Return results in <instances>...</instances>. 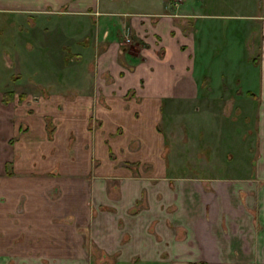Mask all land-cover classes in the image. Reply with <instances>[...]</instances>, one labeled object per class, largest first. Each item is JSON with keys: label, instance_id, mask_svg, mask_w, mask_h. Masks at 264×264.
Masks as SVG:
<instances>
[{"label": "crops", "instance_id": "0c3cea01", "mask_svg": "<svg viewBox=\"0 0 264 264\" xmlns=\"http://www.w3.org/2000/svg\"><path fill=\"white\" fill-rule=\"evenodd\" d=\"M211 6H216L214 0H0L1 24L5 22L8 25L24 14L37 21L44 19L49 26L36 29V32L59 40L64 52L73 50V58L86 60L85 68H93L95 75L89 91L77 93V96L74 94L73 98L76 96L75 99L96 104L101 102L98 107L88 110L90 115L98 120L105 132L113 133L118 128L126 133V139L138 140L139 154L129 153L126 159L130 163L150 166V172L146 174L141 172L136 176L123 172L110 185L117 199L109 219L113 221V216L119 219L125 215L124 225L130 223L125 226L128 236H107L110 240L93 237L90 244L80 236H28L21 240L8 239V243L3 237L2 244L12 247L0 252V264L264 262V17H260L255 33L257 46L252 50L255 55L252 64L259 65L253 88L241 90L237 86V78L225 82L221 76L222 80L215 89L218 90L217 95L226 101L251 100L252 107L241 108L238 105L239 109L232 111L238 116L242 109V121L251 126L246 133L252 136L253 146H241L247 154L246 163L250 165L247 175L220 178L166 175L162 153L164 138L155 131V126L165 114L161 108L162 101H173L176 95L185 97L189 92L195 99L201 95L205 99L209 96L205 93L214 90L207 86L208 80L197 82L193 77L194 62L200 61L196 58V50L203 56L208 51L212 52V45L217 42L209 41L206 36L212 32L207 21L226 17L222 13L210 12ZM229 17L236 19L238 16L233 14ZM5 27L0 32L2 53ZM227 48H230V43L225 45V50ZM39 95L32 97L37 101L34 105L53 99L68 100L63 87H60V94ZM105 107L108 109L103 110ZM70 110L65 111L62 129L67 130ZM169 112L167 109L165 115L168 116ZM44 114L41 110L33 112L39 129L45 125L41 119ZM135 116L140 117L136 122L133 120ZM7 117L4 106L0 104V139L5 135L9 139L19 130V126L16 132L14 126H8ZM140 124L144 126L140 127ZM28 125L30 131L34 125ZM143 134L147 136L143 137ZM241 135L240 139H243L245 134ZM124 143L127 148L126 140ZM199 149L208 150L209 147ZM6 156V153H0V165L7 176L10 173L8 167L14 161V152ZM198 157L207 163L210 156ZM231 158V155L225 157L227 160ZM31 160L29 158L30 164ZM18 163L22 164L20 160ZM36 163L40 164L39 160ZM37 169L49 179L56 177L41 167ZM59 185L56 184L61 195L64 190ZM88 187L98 204L104 203L105 199L100 197H105L102 182L95 180ZM107 201L112 204L111 198ZM138 201L139 210L133 212ZM0 227L4 234V228ZM140 230H145L146 235L139 236ZM28 245L42 247L27 252L22 246ZM86 246H89L88 252L85 251Z\"/></svg>", "mask_w": 264, "mask_h": 264}, {"label": "rangeland", "instance_id": "374dc122", "mask_svg": "<svg viewBox=\"0 0 264 264\" xmlns=\"http://www.w3.org/2000/svg\"><path fill=\"white\" fill-rule=\"evenodd\" d=\"M214 1L216 6H211L209 11L222 13L226 17L207 21L212 32L206 36L209 41L217 42L212 45L213 51H208L203 56L196 50V58L200 61L194 62L193 68L194 80H208L207 86L214 90L205 93L209 95L205 99L202 95L195 99L189 92L188 96L176 95V100L162 101L163 113L166 114L167 109L171 112L168 116L164 114L155 126V131L164 138L162 153L165 174L176 175V178L192 175L202 178L237 177L247 175L250 169V165L246 163L247 154L241 146H253L252 136L246 133L251 130V126L242 121V109L238 116L232 111L239 109L238 105L241 108L252 107L251 100L226 101L223 96L217 95L218 90L215 89L222 80L221 76L225 82L237 78V86L241 90L253 88L259 65L252 64L255 56L252 50L257 46L258 36L255 33L260 17H264V0ZM233 14L238 17L230 18ZM1 16L3 15L0 14V32L6 26V35L4 53L0 47V92H11L12 98L5 103L1 101L0 104L4 106L8 116V126H14L15 132L19 126V130L9 139H6V135L0 139L1 154L6 153L8 157L14 152L13 164L8 167L9 175L6 176L0 165V225L4 228V234L0 229V252L11 249L12 246L6 245L9 242L6 240L28 236H80L86 244L98 236L106 240H110L107 237L110 235L128 236L129 231L125 226L130 223L124 225L125 215L119 219L113 216V221L109 219L117 199L113 186L110 185L123 172L136 176L141 172H150L147 164L130 163L126 159L129 153L133 155L140 151V142L126 139V133L118 128L113 133L100 128V123L88 110L98 107L101 102L96 104L75 99L77 93L89 91L95 71L93 68H85L86 60L73 58V50L64 52L59 46V40L35 31L49 26L48 21H37L24 14L20 19L11 20L5 25V22L1 24ZM32 23L37 26L34 27ZM255 36L257 37L254 38ZM238 41L241 43L235 47ZM229 43L230 48L225 50V45ZM60 87L67 91L68 100L53 99L34 105L37 101L32 100V97L40 96L39 93L43 97L60 94ZM180 88L182 90L183 86ZM19 94L23 97L18 98ZM74 94L76 96L73 98ZM106 108L108 109H102ZM69 109L66 130L61 125L65 119L64 114H67L65 111ZM35 110L45 113L41 117L45 123L41 129L33 115ZM87 113L90 116L87 117ZM139 119V116L133 118L134 122ZM249 120L252 118L249 117ZM30 123L34 125L31 132L28 125ZM142 126L144 125L140 127ZM241 134H245L243 139H240ZM145 136L147 135L143 134ZM124 140L128 144L127 148ZM203 146L209 149L200 150ZM238 150L242 154H238ZM243 153L245 156L242 157ZM205 154L210 156L207 163L198 157ZM227 155L232 156L231 160L225 159ZM29 158L32 159L31 164ZM37 160L40 164L36 163ZM38 167L56 177L49 179ZM16 168L17 171L14 172ZM39 175L42 176L38 177ZM16 176L18 178H14ZM95 180L102 182L105 189V197L102 198L101 195V199L111 198V205L107 200L98 204L92 196L88 186ZM56 184H60L64 190L61 195ZM139 207L138 201L133 212L135 209L139 210ZM139 233V236L146 235L145 230H140ZM3 237L5 244L1 241ZM40 247L42 246H22L27 252ZM88 247H85L86 252Z\"/></svg>", "mask_w": 264, "mask_h": 264}, {"label": "trees", "instance_id": "16d2710c", "mask_svg": "<svg viewBox=\"0 0 264 264\" xmlns=\"http://www.w3.org/2000/svg\"><path fill=\"white\" fill-rule=\"evenodd\" d=\"M17 97L18 98H22L23 96L19 94ZM11 98H12V93L11 92H2L1 93V101L2 102L5 103L7 100L9 101Z\"/></svg>", "mask_w": 264, "mask_h": 264}]
</instances>
